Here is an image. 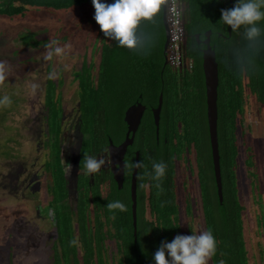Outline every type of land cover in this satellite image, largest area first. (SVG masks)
Returning <instances> with one entry per match:
<instances>
[{
	"label": "trees",
	"instance_id": "obj_1",
	"mask_svg": "<svg viewBox=\"0 0 264 264\" xmlns=\"http://www.w3.org/2000/svg\"><path fill=\"white\" fill-rule=\"evenodd\" d=\"M182 2L185 6L186 31L191 35L186 52L187 59L191 61L190 69L178 71L165 65L161 11L154 22L140 25L139 32L147 38L142 51L121 48L115 41L102 46L100 81L95 97L91 85L81 84L82 103L87 109L90 107L94 110L95 117L104 114L106 125L111 127L113 133H121L124 128L123 114L129 106L138 101L146 107L135 136V145L140 152L139 162L143 165L140 168L138 196L144 204L145 187L141 188L140 185L148 183V206L152 220L140 219L134 237L129 205L125 211L106 208L107 217L111 218V228L107 234L98 225L99 222L95 228L82 226L75 232L68 225V218L59 215L57 238L52 245V264H108L104 256V241L107 238L117 243L118 253L122 255L118 264H155L154 254L160 245L172 242L180 233L175 164L188 159L189 153L194 154V171L200 189L205 231H211L217 242L211 264H220L221 261L223 264H248L241 218L243 208L238 200L236 160L238 131L244 135L247 95H253L257 102L264 104V20L257 24L262 30L261 37L254 46L249 47L244 39L243 27L228 32L229 27L220 22L221 10L231 9L228 0ZM236 2L232 1L233 7ZM84 4H92V0H0V16L22 17L28 8L58 11ZM208 30L211 31L210 46L215 52L218 67L217 140L221 203L213 176L201 54L196 53L194 39V34L203 37ZM26 32L29 35H18L23 45L38 47L46 44L45 32ZM160 94L162 104L156 136L151 109L157 107ZM6 115L2 117L6 118ZM6 147V151L0 154L4 159L10 157L12 150L7 143ZM251 160L249 155L245 162L247 166H253ZM154 162H163L167 166L160 181L153 180L149 175L153 173ZM158 183L161 187L156 186ZM127 201L124 199L123 203ZM139 215L138 212V219ZM112 262L115 264V259Z\"/></svg>",
	"mask_w": 264,
	"mask_h": 264
},
{
	"label": "rangeland",
	"instance_id": "obj_2",
	"mask_svg": "<svg viewBox=\"0 0 264 264\" xmlns=\"http://www.w3.org/2000/svg\"><path fill=\"white\" fill-rule=\"evenodd\" d=\"M94 15L93 5L84 4L58 11L28 8L22 17L0 16V62L6 67V79L0 84V100L4 96L11 100L10 104H0V154L6 151V143L12 148L9 158L0 156V264H52L55 242V231L35 217L30 203L15 196L11 190L12 175L7 174L10 168L14 173L23 166L28 140L39 130L37 126L35 130L31 129L30 114L31 106L39 104L36 98L40 99L43 93V71L20 62L31 54L37 59L35 65H42L47 61L44 56L49 50L45 45L51 40H56L59 47L70 45L63 55H54L56 61L81 57L100 30ZM25 31L45 32L46 44L32 49L23 45L18 35H29ZM62 36L67 37L66 42L61 40ZM15 51L17 57L13 56ZM33 85L38 86L35 91ZM3 114L7 117H2ZM243 131V136L238 131L236 160L238 200L243 208V237L248 264H264V105L252 95L246 98ZM249 155L253 166L245 163ZM175 165L180 235L199 234L205 231V224L194 171V154L189 153L188 159L177 161ZM108 245V253L116 256L115 244Z\"/></svg>",
	"mask_w": 264,
	"mask_h": 264
},
{
	"label": "flooded vegetation",
	"instance_id": "obj_3",
	"mask_svg": "<svg viewBox=\"0 0 264 264\" xmlns=\"http://www.w3.org/2000/svg\"><path fill=\"white\" fill-rule=\"evenodd\" d=\"M183 6L182 2L181 10ZM183 21L185 30L181 50L187 59L186 52L190 46L191 35L186 31L185 9L184 15L182 12ZM199 39L202 41L204 37L199 34ZM61 40L66 42L67 37L62 36ZM112 42L113 40L106 38L99 30L90 47L85 50L81 57L76 59L69 57L67 61H63L66 59L56 61L53 55L51 60L36 66L35 64H38L37 59L30 54L20 62L23 65L31 68L36 67L43 71L42 99L36 98L39 104L31 106L32 113L30 114L31 129L34 128L35 130L37 126L39 130L33 138L28 140L29 145L23 166L20 169L17 168L14 173L11 172L13 168H10L7 174L12 175L11 190L14 191L15 196H20L31 204L35 217L55 231V240L59 215L68 218L67 223L75 229V232L82 226L95 228L99 222L98 225L103 227L107 234L111 228V218L107 217L106 206L115 201L123 203L124 199L129 201V203L127 201L123 204L126 208L129 205L132 224L130 188L133 167L131 165L135 163L136 153H138V162L140 159L139 149L135 145V136L140 128L146 107L142 104L145 110L140 124L134 134L132 144L126 148L121 161L122 165H119L112 160L109 148L110 145L119 146L126 138L127 125L124 122V114V128L121 133H113L111 127L106 125L104 114L95 117L94 110L92 111L90 107L87 109L81 98V84H83L82 86L91 85L94 92L92 94L95 97V90L100 81L101 48L103 45H109ZM196 45V53L201 54L205 48L204 45L197 42ZM28 48L32 49L33 47ZM15 53L16 51L13 52V56L17 57L18 54L15 55ZM164 57L167 59V54ZM165 65L176 69L168 62ZM184 69H188L186 65L177 70L183 71ZM137 103L139 102L134 104ZM36 107L38 109H35ZM84 156L104 159L105 165L99 172L86 175L82 163ZM66 165L71 166L70 171L67 170ZM125 165H129V167L126 168ZM18 172L19 174H17ZM140 175V168H136V225L142 218L148 221L152 220L148 206V183L145 184L144 189L146 194L144 204L139 200ZM141 211H143L142 216ZM138 212L140 214L139 219ZM135 242L136 239H134ZM110 243L115 244L116 256L110 255L107 251ZM104 251L108 264H113L112 258L114 256L115 264H118V259L122 258V255L118 253L117 243L109 238L104 241Z\"/></svg>",
	"mask_w": 264,
	"mask_h": 264
},
{
	"label": "clouds",
	"instance_id": "obj_4",
	"mask_svg": "<svg viewBox=\"0 0 264 264\" xmlns=\"http://www.w3.org/2000/svg\"><path fill=\"white\" fill-rule=\"evenodd\" d=\"M167 3L168 0H114L113 3L92 0L95 9L94 20L103 35L115 41L119 47L133 52L142 51L147 39L139 32L140 25L143 22H154ZM262 9H264V0H237L233 8L221 10L220 22L230 27L233 32L243 27L244 39L251 47L257 43L262 34L261 28L257 26L261 20H264ZM57 44L56 40H51L45 45L46 49H49L45 53V60H51L53 55H63L66 48L70 47V45L59 47L56 46ZM5 79L6 67L3 62H0V84H3ZM32 87L35 91L38 86ZM10 103L8 96L0 100V104ZM82 163L85 174L93 175L105 165V160L84 156ZM131 167L141 168L143 165L137 162ZM166 167L163 162H154L153 173L149 175L153 180L160 181L165 175ZM66 168L71 170L70 165H66ZM156 186L161 187L159 183ZM140 187L143 188L145 185L141 184ZM106 207L110 211L126 210V206L120 201L108 203ZM216 245L217 242L211 231H202L190 236L178 235L172 242H163L160 245L154 254V261L155 264H208L215 254ZM220 264H223V261Z\"/></svg>",
	"mask_w": 264,
	"mask_h": 264
},
{
	"label": "water",
	"instance_id": "obj_5",
	"mask_svg": "<svg viewBox=\"0 0 264 264\" xmlns=\"http://www.w3.org/2000/svg\"><path fill=\"white\" fill-rule=\"evenodd\" d=\"M228 1L231 5V8H233V4H232L233 0H228ZM166 8L167 6L162 9V25H163L164 38H165L164 45H163L164 55L167 54V47L169 43V31H168V24H167V17H166ZM184 9L185 8L183 6V9H182L183 15H184ZM182 25L185 30L184 21ZM230 30L231 28L229 27L228 32H230ZM210 36H211V31L208 30L204 33L203 35L204 39L202 41H200L199 39V34L194 35V38L197 43H202L205 47L201 51V68H202L204 91H205V114H206L207 131H208V138H209L211 159H212V166H213V176H214V181L216 185L218 200L221 203L222 202V186H221L218 140H217L218 67H217L215 52L210 46ZM164 59H165V64H167L166 57H164ZM161 104H162V95L160 94L158 97L157 107L151 110L153 121H154V126L156 128V136L158 135V124H159V114L161 110ZM144 110H145V107L142 104L137 103V104L129 106L124 112V122L127 125L126 138L119 146L110 145V148H109L112 160L119 165H122L121 161L125 154L126 148L129 145H131L133 142L134 134L140 124ZM137 162H138V153H136V159H135V163ZM135 176H136V168H133L130 196H131V202H132L131 212H132V226L134 228L133 229L134 236L136 233Z\"/></svg>",
	"mask_w": 264,
	"mask_h": 264
},
{
	"label": "built area",
	"instance_id": "obj_6",
	"mask_svg": "<svg viewBox=\"0 0 264 264\" xmlns=\"http://www.w3.org/2000/svg\"><path fill=\"white\" fill-rule=\"evenodd\" d=\"M182 0H168L166 17L169 31V43L167 52V62L174 68L179 69L186 65L191 68V61L185 59L181 50L184 28L182 22Z\"/></svg>",
	"mask_w": 264,
	"mask_h": 264
},
{
	"label": "crops",
	"instance_id": "obj_7",
	"mask_svg": "<svg viewBox=\"0 0 264 264\" xmlns=\"http://www.w3.org/2000/svg\"><path fill=\"white\" fill-rule=\"evenodd\" d=\"M101 2H108V3H112V1L110 0H104V1H101ZM165 39V38H164Z\"/></svg>",
	"mask_w": 264,
	"mask_h": 264
}]
</instances>
